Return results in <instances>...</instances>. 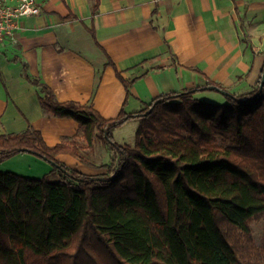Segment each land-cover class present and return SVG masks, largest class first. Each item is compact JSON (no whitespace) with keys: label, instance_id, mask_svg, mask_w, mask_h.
<instances>
[{"label":"trees","instance_id":"1","mask_svg":"<svg viewBox=\"0 0 264 264\" xmlns=\"http://www.w3.org/2000/svg\"><path fill=\"white\" fill-rule=\"evenodd\" d=\"M263 70L246 93L210 79L136 112L125 107L138 78L117 70L127 97L106 118L92 104L59 101L25 63L45 112L75 119L84 143L75 135L49 145L32 126L0 133V161L30 152L54 166L43 177L0 170V264H264L251 227L264 219ZM203 90L226 91L227 100L195 96ZM129 120L139 121L135 142L121 143L114 131ZM96 138L112 153L106 173L58 158L85 161L81 151Z\"/></svg>","mask_w":264,"mask_h":264},{"label":"crops","instance_id":"2","mask_svg":"<svg viewBox=\"0 0 264 264\" xmlns=\"http://www.w3.org/2000/svg\"><path fill=\"white\" fill-rule=\"evenodd\" d=\"M35 1L40 13L22 18L16 41L0 43V133L32 126L49 145L75 135L84 143L75 119L45 112L39 87L22 74L25 63L59 101L92 104L106 118L117 116L127 97L117 70L128 81L138 78L130 87L127 112L140 111L160 94L210 79L246 93L262 74L264 0H99L96 13L97 0ZM132 121L139 122L122 126ZM99 146L106 158L101 164L69 153L58 158L88 174L106 173L102 166L112 153L101 140ZM9 159L39 166L30 169L33 177L53 169L28 152ZM11 168L0 163L2 171Z\"/></svg>","mask_w":264,"mask_h":264},{"label":"rangeland","instance_id":"3","mask_svg":"<svg viewBox=\"0 0 264 264\" xmlns=\"http://www.w3.org/2000/svg\"><path fill=\"white\" fill-rule=\"evenodd\" d=\"M201 83L202 82L199 79L197 84H201ZM195 96L202 99V100L211 101V102H218V103L225 102L227 100L226 96L222 92L217 91V90L199 91L195 94ZM138 123L139 122L132 121L131 123H128V124L122 126L121 128H119L118 130L114 131L115 139L121 143H130V144L134 143L135 139H136V131H137V127H138L136 124H138ZM99 142H100L99 138L95 139L94 147L92 148V150L82 151L83 152L82 155L85 158L86 162H88L87 160L89 159L95 163L101 164L103 162V160L106 159L105 155L103 154L102 148L99 146ZM23 153H26V152H23ZM28 153H30V152H28ZM32 154H34V153H32ZM37 156H39V155H37ZM39 157H41V156H39ZM9 158H11V157H9ZM9 158H7L3 161H0V163L6 162L7 165L13 167L10 169L11 171L17 172V173L22 172V173H24V175L29 176V177H33V174H32V172H30V169L36 170L39 167L36 164H33V166H30L29 162H26V161H18L17 162V161H15V159H9ZM41 158L43 160H45L46 162L48 161L44 157H41ZM8 160H10V161H8ZM48 162H50V161H48ZM107 171H108V168H107ZM43 176H44V174H40V176H37V177H43ZM251 227L253 230V236H254L256 243L259 245L263 244L264 243V219H258V220L252 221Z\"/></svg>","mask_w":264,"mask_h":264},{"label":"built area","instance_id":"4","mask_svg":"<svg viewBox=\"0 0 264 264\" xmlns=\"http://www.w3.org/2000/svg\"><path fill=\"white\" fill-rule=\"evenodd\" d=\"M35 0H19L15 5L8 0H0V43L7 39L16 41L22 29V18L40 13Z\"/></svg>","mask_w":264,"mask_h":264},{"label":"water","instance_id":"5","mask_svg":"<svg viewBox=\"0 0 264 264\" xmlns=\"http://www.w3.org/2000/svg\"><path fill=\"white\" fill-rule=\"evenodd\" d=\"M264 85V70H263V75H262V80H261V88L263 87ZM223 93H227L226 91H222Z\"/></svg>","mask_w":264,"mask_h":264}]
</instances>
